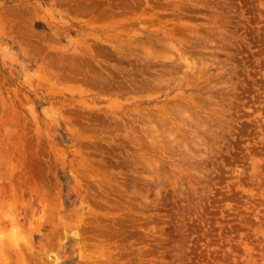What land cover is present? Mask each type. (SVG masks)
I'll use <instances>...</instances> for the list:
<instances>
[{
    "label": "rangeland",
    "instance_id": "obj_1",
    "mask_svg": "<svg viewBox=\"0 0 264 264\" xmlns=\"http://www.w3.org/2000/svg\"><path fill=\"white\" fill-rule=\"evenodd\" d=\"M74 1L0 0V264H264V0Z\"/></svg>",
    "mask_w": 264,
    "mask_h": 264
},
{
    "label": "bare ground",
    "instance_id": "obj_2",
    "mask_svg": "<svg viewBox=\"0 0 264 264\" xmlns=\"http://www.w3.org/2000/svg\"><path fill=\"white\" fill-rule=\"evenodd\" d=\"M75 1H76V0H75ZM75 1H74V2H75ZM105 1H106V0H105ZM115 1H116V0H115ZM117 1L119 2L120 0H117ZM121 1L123 2V0H121ZM125 1H126V0H124V2H125ZM135 1H136V0H135ZM142 1H143V0H142ZM148 1H149V0H148ZM76 2H77V1H76ZM78 2H79V1H78ZM89 2H90V1H89ZM99 2H100V1H99ZM106 2H107V1H106ZM106 2H105V4H104V2H102V3H103L104 5H106ZM139 2H141V1H139ZM100 3H101V2H100ZM114 3L116 4V2H114ZM127 3H129V0H127ZM137 3H138V2H137ZM137 3H136V5H137V7H138V4H137ZM95 4H96V3H95ZM107 4H108V3H107ZM115 4H113V5H115ZM121 4H122V5H125V4H123V3H121ZM129 4L131 5V6L129 5V7L132 8L131 11H132L133 9H135V7H136L135 5H133V7H132V4H133V3H132V4L129 3ZM139 4H140V3H139ZM141 4H142V3H141ZM141 4H140V5H141ZM144 4H145V3H144ZM82 5H83V4H82ZM111 5H112V3H111ZM116 5H117V4H116ZM119 5H120V4H119ZM119 5H118V6H119ZM140 5H139L138 8L141 7V8L143 9V7H142L143 5H142V6H140ZM74 6H75V5H74ZM92 6H94V5L92 4ZM109 6H110V3H109ZM109 6H107V7L109 8ZM118 6H116V7L118 8ZM69 7H70V6H69ZM76 7H77V6H75L74 8H76ZM78 7H79V6H78ZM84 7L86 8L85 5L83 6V8H84ZM105 7H106V6H103V8H105ZM121 7H122V6H121ZM123 7H124V6H123ZM137 7H136V9H137ZM144 7H146V6H144ZM155 7H156V6H155ZM155 7H154V8H155ZM5 8H6V7H5ZM81 8H82V6H81ZM97 8H98V7H97ZM101 8H102V7H101ZM101 8H99V9H101ZM119 8H120V6H119ZM141 8H140V9H141ZM79 9H80V7H79ZM91 9H92V8H91ZM110 9H112V8H110ZM110 9H109V10H110ZM125 9H126V8H125ZM127 9H129V8L127 7ZM144 9H145V8H144ZM83 10H84V9H83ZM88 10H90V9H88ZM129 10H130V9H129ZM30 11H31V10H30ZM69 11H70V10H69ZM85 11H86V10H85ZM92 11H94V10L92 9ZM92 11H89V12H92ZM95 11H96V9H95ZM105 11L107 12L108 10H107V9L104 10L103 13H104ZM124 11H125V10H124ZM127 11H128V10H127ZM133 11H134V10H133ZM140 11H143V10H140ZM73 12H74V10H73ZM76 12H77V9H76ZM113 12H114V11H113ZM118 12H119V11H118ZM118 12H117V13H118ZM135 12H136V11H135ZM135 12H134V13H135ZM145 12H146V11H145ZM145 12H144V13H145ZM80 13H81V12H80ZM87 13H88V12H87ZM87 13H86V14H87ZM93 13H94V12H93ZM98 13H99V12H98ZM110 13H112V12H110ZM123 13H126V12H123ZM129 13H130V11H129ZM10 14H11V13H10ZM51 14H52V13H51ZM83 14H85V13L83 12ZM89 14H90V13H89ZM89 14H88V15H89ZM91 14H92V13H91ZM94 14H95V13H94ZM100 14H101V13H100ZM136 14H137V13H136ZM138 14H139V13H138ZM138 14H137V16H138ZM146 14H147V12H146ZM80 15H81V14H80ZM88 15H86V16H88ZM108 15H109V14H108ZM111 15H113V14H110V16H111ZM127 15H129V14H127ZM132 15L134 16L135 14H132ZM81 16H82V15H81ZM97 16H98V14H97ZM97 16H96V17H97ZM100 16H102V15H100ZM104 16H105V15H104ZM110 16H109V17H106L107 19L110 18L109 21L111 20V18H112V20H113V18H114V17H110ZM122 16H123V15H122ZM133 16H132V17H133ZM144 16H145V15H144ZM144 16H143V17H144ZM54 17H55V16H54ZM83 17H85V16H83ZM92 17H93V15H92ZM118 17H119V16L117 15V17H115V18H118ZM134 17H136V15H135ZM28 18H29V17H28ZM97 18H98V17H97ZM106 18H105V19H106ZM122 18H123V17H121V18H119V19H121L122 21H125L124 18H123V19H122ZM128 18H129V17L127 16L126 19H128ZM92 19H94V17H93ZM95 19H96V18H95ZM148 19H149V18H148ZM159 19H160V18H159ZM103 20H104V19H103ZM115 20H116V19H115ZM115 20H114V21H115ZM121 20H119V22H121ZM150 20H151V19H150ZM150 20H149V22L147 21V23H150ZM177 20H178V19H177ZM101 21H102V20H101ZM106 21H108V20H106ZM106 21H105V22H106ZM129 21H130V20H129ZM136 21H139V20H136ZM159 21H160V20H159ZM159 21H158V23L161 22V24H162L163 21H160V22H159ZM133 22H134V19H133ZM139 22H140V21H139ZM139 22H137V24H138ZM141 22H142V21H141ZM141 22H140V23H141ZM151 22H152V21H151ZM153 22H155V21H153ZM153 22H152V23H153ZM173 22H174V20H173ZM103 23H104V22H103ZM108 23H109V22H108ZM111 23H112V21H111ZM114 23H115V22H114ZM116 23L118 24V19H117V22H116ZM126 23H127V22H125V24H126ZM156 23H157V22H156ZM163 23H165V22H163ZM90 24H91V23H90ZM104 24H105V23H104ZM119 24H120V23H119ZM134 24H135V23H134ZM137 24H135L134 27H135ZM141 24H143V23H141ZM153 24H155V23H153ZM108 25H109V24H108ZM111 25H112V24H111ZM111 25H110V26H111ZM127 25H128V24H126V26H127ZM138 25H140V24H138ZM147 25H149V24H147ZM151 25H152V24H151ZM171 25H172V24H171ZM13 26H14V25H13ZM13 26H12V27H13ZM112 26H113V25H112ZM122 26H124V25H122ZM141 26H142V25H141ZM143 26H144V25H143ZM152 26H153V25H152ZM155 26H157V25L155 24ZM165 26H166V25H165ZM175 26H176V25H175ZM175 26H174L173 29H174V31H175V30L177 31V29H175ZM105 27H106V26H104V28H105ZM108 27H109V26H108ZM114 27H116V26L109 27V28H112V29H113ZM117 27L119 28V26H117ZM127 27H128V26H127ZM136 27H137V26H136ZM170 27H171V26H170ZM99 28H100V26H99ZM121 28H123V27H121ZM124 28H125V27H124ZM129 28H130V27H129ZM139 28H140V27H139ZM147 28H148V26H147ZM147 28H145V29H147ZM150 28H151V26H150ZM176 28H177V27H176ZM180 28H181V27H180ZM12 29H13V28H12ZM97 29H98V28H97ZM101 29H102V28H101ZM101 29H100V30H101ZM105 29H106V28H105ZM132 29H133V28H132ZM152 29H153V28H152ZM169 29H170V28H169ZM147 30H148V29H147ZM156 30H157V29H156ZM163 30H164V29H163ZM178 30H179V29H178ZM15 31H16V30H15ZM91 31H92V30H91ZM106 31H107V30H106ZM110 31H111V30H110ZM114 31H116V30H114ZM133 31H134V30H133ZM150 31H152V30H150ZM168 31H169V30H168ZM182 31H183V30H182ZM23 32H24V31H23ZM28 32H29V30H28ZM97 32H98V30H97ZM100 32H101V31H100ZM108 32H109V31H108ZM120 32H121V31H120ZM124 32H125V31H124ZM126 32H129V31H126ZM166 32H167V31H166ZM177 32H178V31H177ZM183 32H184V31H183ZM83 33H84V32H83ZM106 33H107V32H106ZM106 33L104 32L103 35H105ZM132 33H133V32H132ZM132 33H131L130 35H132ZM142 33H143V32H142ZM159 33H160V32H159ZM172 33H173V32H172ZM175 33H176V32H175ZM97 34H98V33H97ZM116 34H117V32H116ZM126 34H127V33H126ZM147 34H148V33H147ZM151 34H152V33H151ZM182 34H183V33H182ZM182 34H181V35H182ZM13 35H15V34H13ZM98 35H99V34H98ZM106 35H107V34H106ZM155 35H157V33L154 34L153 36H155ZM79 36H80V35H79ZM117 36H119V34H117ZM117 36H115V37H117ZM121 36H122V34H121ZM136 36H137V35H136ZM149 36H150V33H149ZM158 36H159V35H158ZM95 37H96V36H95ZM104 37H105V36H104ZM110 37H114V36L112 35V36H110ZM122 37H123V36H122ZM129 37H131V36H129ZM133 37H134V35H133ZM144 37H146V36H144ZM180 37H181V36H180ZM107 38H108V36H107ZM120 38H121V37H120ZM120 38H117V39H120ZM124 38H125V35H124ZM127 38H128V37H127ZM138 38H139V37H137V39H138ZM159 38H160V37H159ZM166 38H167V37H166ZM93 39H94V38H93ZM102 39H103V38H102ZM114 39H115V38H114ZM117 39H116V40H117ZM148 39H149V38H148ZM157 39H158V38H157ZM160 39H161V38H160ZM175 39H176V38H175ZM180 39H181V38H180ZM105 40H106V39H105ZM112 40H113V39H112ZM116 40H115V42H116ZM130 40H131V39H130ZM132 40H133V39H132ZM140 40H142V38H141ZM161 40H162V39H161ZM170 40H171V39H170ZM103 41H104V40H103ZM109 41H110V40H109ZM119 41H120V40H119ZM123 41H124V40H123ZM162 41H163V40H162ZM168 41H169V40H168ZM99 42H100V41H99ZM124 42L127 43L128 41H127V42L124 41ZM124 42H123V43H124ZM138 42H139V40H138ZM141 42H142V44H144L143 41H141ZM141 42H140V44H141ZM164 42H165V41H164ZM92 43H93V41H92ZM94 43H95V42H94ZM129 43H130V42H129ZM145 43H146V42H145ZM184 43H185V42H184ZM85 44H86V41H85ZM85 44H84V45H85ZM87 44L89 45V43H87ZM105 44H106V43H105ZM109 44H110V43H109ZM115 44L118 45L119 43H115ZM121 44H122V43L120 42V47H122V46L124 47L125 44H124V45H121ZM133 44H134V41H133ZM136 44H137V43H136ZM136 44H135V46L138 45V44H137V45H136ZM140 44H139V45H140ZM150 44H151V43H150ZM165 44H166V47H167V44H170V42H169V43H165ZM22 45H23V44H22ZM95 45H96V44H95ZM98 45H99V44H98ZM101 45H102V44H101ZM101 45H99V46H101ZM148 45H149V44H148ZM115 46H116V45H115ZM118 46H119V45H118ZM129 46H130V45H129ZM141 46H143V45H141ZM158 46H159V45H158ZM162 46H163V45H162ZM162 46H161V48H160L161 51H162V48L164 47V46H163V47H162ZM175 46H176V45H175ZM84 47H85V46H84ZM120 47H119V48H120ZM131 47H132V46H131ZM131 47H129V48H131ZM146 47H148V46H146ZM146 47H145V48H146ZM168 47H169V48H171V47L173 48V46H172V42H171V47H170V45H168ZM102 48H104V47H102ZM102 48H101V49L98 48V50H102ZM107 48H108V46H107ZM107 48H106V49H107ZM119 48H118V50H120ZM124 48H125V47H124ZM124 48H122V49L124 50ZM126 48H127V47H126ZM135 48H137V47H135ZM141 48L144 49V47H141ZM152 48H153V47H152ZM82 49H83V48H82ZM106 49H105V50H106ZM114 49H115V48H114ZM127 49H128V48H127ZM139 49H140V48H139ZM139 49H138V50H139ZM146 49H148V48H146ZM146 49L142 50L143 53H144V51H145V53H146V51H147ZM154 49H155V48H154ZM166 49H167V48H166ZM87 50H88V49H87ZM95 50H97V47H96V49H94L93 51H95ZM98 50H97V51H98ZM105 50H104V51H105ZM116 50H117V49H116ZM118 50H117V51H118ZM138 50H137V51H138ZM164 50H165V49H164ZM172 50H173V49H172ZM172 50H171V51H172ZM85 51H86V50H85ZM90 51H91V49H90ZM97 51H96V52H97ZM107 51H108V52H109V51L111 52V49H109V50H107ZM134 51H135V50H134ZM134 51H133V52H134ZM148 51H149V49H148ZM148 51H147V52H148ZM150 51H151V50H150ZM183 51H184V50H183ZM100 52H101L100 54H102V51H100ZM110 52H109V53H110ZM138 52H139V51H138ZM165 52H166V51H165ZM167 52H169L168 49H167ZM167 52H166V53H167ZM173 52H174V51H173ZM173 52H172V53H173ZM175 52H176V51H175ZM177 52H178V51H177ZM90 53H91V52H90ZM94 53H95V52H94ZM109 53H107V54H109ZM136 53H137V52H136ZM145 53H144V55H145ZM148 53H149V52H148ZM148 53H146V54H148ZM150 53H151V52H150ZM150 53H149V55H150ZM152 53H153V51H152ZM163 53H164V52H163ZM169 53H170V52H169ZM68 54H69V53H68ZM74 54H75V53H74ZM92 54H93V53H92ZM92 54H91V55H92ZM97 54H98V53H97ZM105 54H106V53H105ZM105 54H104V55H105ZM107 54H106V55H107ZM115 54H116V53H114L113 55L115 56ZM124 54H125V53H124ZM126 54H128V53L126 52ZM129 54H130V53H129ZM153 54H154V55H153ZM153 54H152V55L155 57V52H154ZM167 54H168V53H167ZM75 55H76V54H75ZM139 55H140V54H139ZM149 55H148V56H149ZM156 55H157V53H156ZM165 55H166V54H165ZM86 56H87V54H86ZM93 56H94V55H93ZM97 56H98V55H97ZM100 56H101V55H100ZM111 56H112V55H111ZM135 56H136V55H135ZM159 56H160V55H159ZM159 56L157 55V58H158ZM162 56H163V55H162ZM167 56H168V55H167ZM167 56H165V57H167ZM87 57H88V56H87ZM91 57H92V56H91ZM108 57H109V56H108ZM112 57H113V56H112ZM112 57H111V58H112ZM117 57H120V56H117ZM129 57L131 58V55H130ZM129 57H128V58H129ZM137 57H138V56H137ZM160 57H161V56H160ZM160 57H159V58H160ZM165 57H164V58L162 57V58L165 60V59H166ZM185 57H186V55L184 56V58H185ZM141 58H142V57H141ZM144 58H145V57H144ZM148 58H150V57H148ZM157 58H156V59H157ZM162 58H161V59H162ZM69 59H70V57H69ZM97 59H98V58H97ZM97 59H96V60H97ZM118 59H119V58H118ZM126 59H127V58H126ZM131 59H132V58H131ZM145 59H146V58H145ZM161 59H160V60H161ZM167 59H168V58H167ZM114 60H115V59H114ZM128 60H129V59H128ZM132 60H133V59H132ZM70 61H71V60H70ZM117 61H118V60H117ZM165 61H166V60H165ZM66 62H67V61H66ZM77 62H79V61H77ZM77 62H76V64H75L74 66L77 67L79 70L82 69V66H83V65L85 66V62H84V64H82V66H80V68H79L78 65H77ZM86 62H87V61H86ZM88 62L91 63L90 61H88ZM130 62H131V61H130ZM145 62H146V61H145ZM188 62H189V61H188ZM70 63H71V62H70ZM121 63H122V62H121ZM132 63H133V62H132ZM134 63H135V62H134ZM146 63H147V62H146ZM62 64H63V63H62ZM72 64H73V63H72ZM93 64H94V63H93ZM63 65H64V64H63ZM76 65H77V66H76ZM79 65H80V62H79ZM90 65H91V64H90ZM90 65H89V66H90ZM112 65H113V64H112ZM148 65H149V64H148ZM64 66H65V65H64ZM84 66H83V67H84ZM93 66H94V65H93ZM102 66H103V65H102ZM104 66H105V65H104ZM113 66H114V65H113ZM60 67H61V66H60ZM90 67H91V66H90ZM62 68H63V67H62ZM64 68H65V67H64ZM66 68L68 69L67 66H66ZM69 68L71 69L70 66H69ZM72 68H73V65H72ZM77 68H76V69H77ZM92 68H93V67H92ZM96 68H97V67H96ZM89 69H91V68H89ZM93 69H94V68H93ZM93 69H92V71H93ZM97 69H98V68H97ZM105 69H106V68H105ZM72 70H74V69H71L70 71H72ZM87 70H88V69H87ZM107 70H108V69H107ZM115 70H116V69H115ZM121 70H122V69H121ZM81 71H82V70H81ZM81 71H79V74L82 73ZM83 71H84V70H83ZM96 71H97V70H96ZM98 71H99V70H98ZM103 71H104V70H103ZM110 71H111V69H110ZM72 72H74V71H72ZM85 72H86V70H85ZM85 72H84V74H85ZM106 72H107V71H106ZM86 73H87V72H86ZM89 73L92 74V73H95V71H93V72H90V71H89ZM102 73H103V72H102ZM112 73H113V72H112ZM115 73H116V72H115ZM126 73H127V72H126ZM131 73H132V72H131ZM133 73H134V72H133ZM82 74H83V73H82ZM84 74H83V75H84ZM95 74H97V73H95ZM107 74H108V73H107ZM158 74L160 75V72H159ZM77 75H78V74H77ZM80 75H81V74H80ZM98 75H99V74H98ZM98 75H97V76H98ZM81 76H82V75H81ZM87 76L89 77L88 74H87ZM87 76L85 75L86 78H87ZM102 76H103V75H102ZM156 76H157V75H156ZM161 76H164V77H165L166 75H165V74H164V75L161 74ZM161 76H158L157 78H160ZM171 76H172V75H171ZM98 77H99V76H98ZM103 77H104V76H103ZM126 77H127V76H126ZM146 77H147V76H146ZM166 77H167V76H166ZM82 78H83V81H84V77H82ZM89 78H91V77H89ZM92 78H93V77H92ZM92 78H91V80L93 81ZM128 78H129V77H128ZM65 79H66V78H65ZM94 79H96L95 76H94ZM107 79H108V77H107ZM119 79H121V78H119ZM124 79H125V78H124ZM138 79H139V78H138ZM143 79H144V78H143ZM146 79H147V78H146ZM160 79H161V78H160ZM172 79H173V78H172ZM96 80H98V84H99V78H97ZM115 80H116V79H115ZM115 80H113V82H114ZM122 80H123V79H122ZM148 80H149V79H148ZM167 80H168V79H167ZM189 80H190V79H189ZM83 81H82V82H83ZM86 81H88V80H85V82H86ZM100 81H102V79H101ZM103 81H104V80H103ZM131 81H132V80H131ZM144 81H145V80H144ZM153 81H154V80H153ZM90 82H91V81H90V79H89V82H88V83H90ZM95 82H96V84H94V85L97 86L96 88H97V89L101 88V87H98V85H97V81H95ZM108 82H109V81H108ZM116 82H117V81H115V83H116ZM121 82H122V81H121ZM142 82H143V81H142ZM145 82H146V81H145ZM155 82H156V81H155ZM155 82H154V83H155ZM159 82H160V81H158V83H159ZM161 82H163V81H161ZM164 82L167 83V81H164ZM175 82H176V81H175ZM79 83H80V82H79ZM83 83H84V82H83ZM100 83H101V82H100ZM134 83H135V82H134ZM143 83H144V82H143ZM149 83L152 84L151 81H150ZM166 83H165V84H166ZM86 84H87V83H86ZM91 84H92V83H91ZM103 84H104V83H103ZM116 84H117V83H116ZM144 84H145V83H144ZM151 84H150V85H151ZM163 84H164V83H163ZM188 84H189V83H188ZM89 85H90V84H88L87 86H89ZM94 85L92 84L91 86H94ZM105 85H106V84H104V86H105ZM138 85H139V84H138ZM146 85H147V84H146ZM154 85H156V84H154ZM158 85H159V84H158ZM82 86H83V85H82ZM101 86H103V85H101ZM109 86H111V85H109ZM114 86H115V85H114ZM134 86H135V85H134ZM169 86H170V85H169ZM171 86H172V85H171ZM106 87H108V86L106 85ZM152 87H153V85H152ZM152 87H151V88H152ZM156 87H157V85H156ZM113 88H115V87H113ZM125 88H126V87H125ZM82 89H84V88H82ZM105 89H106V88H105ZM122 89H124V88H122ZM138 89H139V88H138ZM140 89H141V88H140ZM145 89H146V88H145ZM86 90H87V89H86ZM134 90H135V89H134ZM79 91L81 92V90H79ZM129 91H130V90H129ZM82 92H85V91H82ZM86 92H87V91H86ZM108 92H109V91H108ZM111 92H112V91H111ZM147 92H148V91H147ZM154 92H155V91H154ZM128 93H129V92H128ZM148 93H149V92H148ZM82 94H83V93H82ZM110 94H111V93H110ZM129 94H130V93H129ZM151 94H152V93H151ZM168 94H169V93H168ZM181 94H182V93H181ZM120 95H122V94H120ZM172 95H173V94H172ZM86 96H87V95H86ZM111 96H112V95H111ZM124 96H125V95H124ZM135 96H136V95H135ZM190 96H191V94H190ZM105 97H106V96H105ZM108 97H110V96H108ZM120 97H121V96H120ZM160 97H161V96H160ZM173 97H174V96H173ZM188 97H189V96H188ZM81 98H82V97H81ZM92 98H93V97H92ZM116 98H117V97H116ZM147 98H148V97H147ZM171 98H172V96H171ZM174 98H175V97H174ZM191 98H192V97H191ZM112 99H113V97H112ZM128 99H129V98H128ZM164 99H165V98H164ZM91 100H92V99H91ZM97 100H98V99H97ZM114 100L117 101L116 99H114ZM114 100H113V101H114ZM118 100H119V99H118ZM154 100H155V98H154ZM166 100H167V99H166ZM169 100H170V99H169ZM71 101H72V100H71ZM109 101H110V100H109ZM171 101H172V100H171ZM158 102H159V101H158ZM161 102H162V101H161ZM178 102H179V101H178ZM75 103H76V102H75ZM152 103H153V102H152ZM82 104H83V103H82ZM138 104H139V103H138ZM163 104H164V103H163ZM63 105H64V104H63ZM83 105H84V104H83ZM157 105H158V104H157ZM6 106H7V105H6ZM78 106H79V105H78ZM135 106H136V105H135ZM9 107H10V106H9ZM71 107H72V106H71ZM82 107H83V106H82ZM166 108L168 109V107H166ZM157 109H158V108H157ZM164 109H165V107H164ZM181 109H182V108H181ZM88 110H89V109H88ZM103 110H104V109H103ZM13 111H14V110H13ZM161 111H162V110H161ZM163 111H165V110H163ZM168 111H169V109H168ZM89 112H90V111H89ZM9 113H10V112H9ZM14 113L16 114L15 111H14ZM133 113H134V112H133ZM144 113H145V112H144ZM160 113H162V112H160ZM168 113H169V112H168ZM46 114H47V113H46ZM104 114H105V113H104ZM110 114H111V113H110ZM117 114H118V113H117ZM11 115H12V114H11ZM70 115H71V114H70ZM118 115H119V114H118ZM160 115H161V114H160ZM163 115H164V114H163ZM163 115H162V116H163ZM167 115H168V114H167ZM73 116H74V115H73ZM76 116H77V115H76ZM76 116H75V117H76ZM146 116H147V115H146ZM146 116H145V117H146ZM20 117H21V115H20ZM100 117H101V116H100ZM9 118H10V117H9ZM68 118H69V117H68ZM82 118H83V117H82ZM86 118H87V117H86ZM146 118H148V117H146ZM158 118H159V117H158ZM158 118H157V120H158ZM160 118H161V117H160ZM163 118H164V117H163ZM20 119H21V118H20ZM53 119H54V118H53ZM83 119H84V118H83ZM135 119H136V118H135ZM148 119H151V118H148ZM153 119L155 120V118H153ZM171 119H172V118H171ZM7 120H8V119H6V121H7ZM22 120H23V119H22ZM79 120H80V119H79ZM6 121H5V122H6ZM56 121H57V120H56ZM93 121H94V120H93ZM105 121H106V120H105ZM125 121H126V120H125ZM132 121H133V120H132ZM149 121H150V120H149ZM144 122H145V120H144ZM144 122H143V123H144ZM153 122H154V121H153ZM153 122H152L151 125L154 124V126H155V123H153ZM157 122H159V121H157ZM22 123H23V122H22ZM22 123H21V124H22ZM83 123H84V122H83ZM94 123H95V122H94ZM109 123H111V121H110ZM159 123H160V124H159ZM159 123H158L159 126H158V124L156 123V124H157V125H156L157 128H156V126H155V129H158V128L161 129L162 126H163V128H164V125H162V122L160 121ZM90 124H91V123H90ZM163 124H164V122H163ZM135 125H136V124H135ZM144 125L146 126L145 123H144ZM144 125H143V126H144ZM148 125H149V124H148ZM148 125H147V126H148ZM27 126H28V125H27ZM154 126H152V127L150 128V130H154V129H152ZM160 126H161V127H160ZM19 127H20V126H19ZM21 127H23V126H21ZM28 127H29V126H28ZM79 127H80V126H79ZM93 127H94V124H93ZM148 127H149V126H148ZM30 128H31V127H30ZM62 128H63V127H62ZM85 128H86V127H85ZM87 128H88V127H87ZM96 128H97V127H96ZM146 128H147V127H146ZM146 128H145V129H146ZM41 129H42V128H41ZM118 129H119V128H118ZM121 129H122V128H121ZM168 129H170V128H168ZM29 130H30V129H29ZM29 130H27V131H29ZM69 130H70V129H69ZM82 130H83V129H82ZM101 130L103 131V129H101ZM131 130H132V129H131ZM164 130H165V129H164ZM120 131H121V130H120ZM135 131H136V130H134V132H135ZM162 131H163V129H162ZM22 132H23V131H22ZM87 132H88V131H87ZM105 132H106V131H105ZM154 132H156V131H154ZM157 132H158V134H159V131H158V130H157ZM157 132H156V133H157ZM166 132H167V129H166ZM166 132H165V133H166ZM179 132H180V131H179ZM14 133H15V132H14ZM60 133H61V132H60ZM64 133H65V132H64ZM91 133H92V132H91ZM106 133H107V132H106ZM106 133H105V134H106ZM149 133H150V132H149ZM160 133H161V132H160ZM165 133H164V131H163V134H165ZM8 134H9V133H8ZM15 134H16V133H15ZM29 134H30V133H29ZM133 134H134V133H133ZM82 135H83V134H82ZM84 135H85V134H84ZM114 135H115V134H114ZM156 135H157V134H156ZM8 136H9V135H8ZM16 136H17V135H16ZM16 136H15V137H16ZM24 136H25V135H24ZM27 136H28V135H27ZM27 136H25V137H27ZM158 136H159V135H158ZM162 136H163V135H162ZM29 137H30V136H29ZM48 137H49V136H48ZM101 137H102V136H101ZM159 137H161V136H159ZM3 138H4V137H3ZM10 138H11V136H10ZM17 138H18V137H17ZM17 138H15V140H16ZM36 138H37V136H36ZM102 138H103V137H102ZM135 138H136V137H135ZM162 138H163V137H162ZM11 139H12V138H11ZM20 139H21V138H20ZM27 139H28V137H27ZM47 139H48V138H47ZM109 139H110V138H109ZM115 139H116V138H115ZM154 139H155V138H154ZM156 139H158V138L156 137ZM160 139H161V138H160ZM13 140H14V139H13ZM17 140H19V139H17ZM21 140H22V139H21ZM32 140H33V139H32ZM38 140H40V139H37V144L39 143ZM41 140H42V139H41ZM76 140H77V139H76ZM5 141H6V140H5ZM22 141H23V140H22ZM81 141H82V140H81ZM101 141H102V140H101ZM151 141H152V140H151ZM50 142H51V141H50ZM85 142H86V141H85ZM91 142H92V141H91ZM132 142H133V140H132ZM42 143H44V142H42ZM81 143H82V142H81ZM92 143L95 144L94 142H92ZM58 144H59V142H58ZM19 145H20V143H19ZM80 145H81V144H80ZM14 146H15V145H14ZM39 146H40V143H39ZM44 146H45V145H44ZM44 146H43V147H44ZM84 146H85V145H84ZM95 146H96V145H95ZM102 146H103V145H102ZM110 146H111V145H110ZM3 147H4V146H3ZM15 147H16V146H15ZM41 147H42V146H41ZM74 147H75V146H74ZM96 147H97V146H96ZM107 147H108V146H107ZM32 148H33V147H32ZM81 148H82V147H81ZM98 148H99V147H98ZM104 148H105V147H104ZM21 149H22V147H21ZM26 149H27V148H26ZM43 149H44V148H43ZM78 149H79V148H78ZM102 149H103V148H102ZM8 150H9V149H8ZM45 150H46V149H45ZM45 150H44V151H45ZM53 150H54V148H53ZM56 150H57V149H56ZM137 150H138V149H137ZM3 151H4V150H3ZM41 151H42V150H41ZM41 151L39 150V151L37 152V154L35 155L34 159H33V161H35V163L38 164V165H41V164H42V163H40V161H41L40 158L42 157V156H41V155H42ZM44 151H43V152H44ZM71 151H72V148H71ZM5 152H6V151H5ZM16 152H17V151H16ZM22 152H23V151H22ZM22 152H21V153H22ZM24 152H26V151H24ZM27 152H28V151H27ZM27 152H26V153H27ZM84 152H85V151H84ZM88 152H90V151L88 150ZM98 152H99V151H98ZM29 153H30V152H29ZM45 153H46V152H45ZM72 153H73V152H72ZM115 153H116V152H115ZM117 153H118V152H117ZM5 154H6V153H5ZM19 154H20V153H19ZM55 154H56V153H55ZM89 154H90V153H89ZM20 155H21V154H20ZM30 155H31V154H30ZM51 155H52V154H51ZM59 155H60V154H59ZM77 155H78V154H77ZM79 155H81V154H79ZM82 155H83V154H82ZM141 155H142V154H141ZM14 156H15V155H14ZM25 156H26V154H25ZM72 156H73V155H72ZM88 156H89V155H88ZM26 157H28V156H26ZM26 157H25V161H26ZM45 157H46V156H45ZM53 157H54V156H53ZM70 157H71V156H70ZM7 158H8V157H7ZM18 158H19V157H18ZM68 158H69V157H68ZM28 159H29V157H28ZM41 159H42V158H41ZM75 159H76V158H75ZM81 159H82V157H81ZM19 160H20V159H19ZM21 160H22V159H21ZM50 160H51V159H50ZM77 160H78V159H77ZM143 160H144V159H143ZM27 161H28V160H27ZM27 161H26V163H27ZM46 161H47V160H46ZM78 161H79V160H78ZM118 161H119V160H118ZM144 161L147 162V160H144ZM11 162H12V161H11ZM43 162H44V161H43ZM47 162H48V161H47ZM73 162H74V161H73ZM146 162H145V163H146ZM3 163H4V162H3ZM14 163H16V162H14ZM20 163H21V162H20ZM20 163H18V164H20ZM24 163H25V162H24ZM39 163H40V164H39ZM65 163H66V162H65ZM78 163H79V162H78ZM29 164H31V163H29ZM67 164H68V163H67ZM5 165H6V164H5ZM7 165H8V164H7ZM14 165H15V164H14ZM27 165H28V164H27ZM38 165H35V166H38ZM42 165H43V164H42ZM74 165H77V164H74ZM74 165H73V166H74ZM78 165H79V164H78ZM2 166H3V165H2ZM31 166H32V165H31ZM31 166H30V168H31ZM50 166H52V165H50ZM79 166H80V165H79ZM81 166H82V165H81ZM10 167H11V166H10ZM14 167H15V166H14ZM75 167H76V166H75ZM22 168H23V167H22ZM24 168H25V171H24L23 173L29 175L28 177H26V178H27V181H29L28 178H29L30 176H31V177H35V178H37V177H36V176H37V174H36V170H40V169H41V167H39L40 169H37L36 167H35V168H36V169H35V168L33 167V169L31 170V169L29 168V166H25ZM43 168H44V165H43ZM50 168H51V167H50ZM58 168H59V167H58ZM88 168H89V167H88ZM3 169H4V167H3ZM15 169H16V168H15ZM44 169H46V167H45ZM44 169H42V170H44ZM91 169H92V168H91ZM5 170H6V169H5ZM7 170H8V169H7ZM50 170H51V169H50ZM77 170H78V169H77ZM80 170H81V169H80ZM93 170H94V169H93ZM20 171H21V170H20ZM78 171H79V170H78ZM88 171H89V170H88ZM40 172H41V170H40ZM42 172H43V171H42ZM51 172H52V171H51ZM51 172H50V173H51ZM12 173H13V172H12ZM18 173H19V172H18ZM23 173H22V174H23ZM45 173H46V172H45ZM40 174H41V173H40ZM40 174L38 173L39 176H40ZM43 174H44V172H43ZM17 175H18V174H17ZM17 175H16V176H17ZM23 175H24V174H23ZM44 175H45V174H44ZM21 176H22V175H21ZM22 177H23V176H22ZM42 177H43V176H42ZM78 177H79V176H78ZM40 178H41V177H40ZM40 178H38L39 181H40ZM44 178H45V176H44ZM50 178H51V177H50ZM56 178H57V177H56ZM42 179H43V178H42ZM75 179H76V178H75ZM14 180H15V179H14ZM31 180H32V179H31ZM45 180H46V179H45ZM76 180H77V179H76ZM80 180H81V179H80ZM23 181H24V180H23ZM27 181H26V182H27ZM37 181H38V180H37ZM39 181H38V182H39ZM26 182H25V183H26ZM33 182H34V179H33ZM33 182H32V183H33ZM3 183H4V182H3ZM13 183H14V181H13ZM25 183H24V185H25ZM32 183H31V184H32ZM81 183H82V182H81ZM31 184H30V185H31ZM37 184H38V183H37ZM41 184H42V183H41ZM45 184H46V183H44V185H45ZM51 184H52V183H51ZM28 185H29V184H28ZM38 185H39V184H38ZM52 185H53V184H52ZM12 186H13V185H12ZM34 186H35V185H34ZM76 186H78V185H76ZM17 187H18V186H17ZM35 187H36V186H35ZM43 187H44V186H43ZM57 187H58V186H57ZM57 187H56V188H57ZM12 188H13V187H12ZM58 188H59V187H58ZM81 188H82V187H81ZM21 189H22V188H21ZM28 189H29V188H28ZM34 189H35V188H34ZM30 190H31V189H30ZM32 190H33V188H32ZM35 190H36V189H35ZM35 190H34V193H35ZM39 190H42V188L40 189V187H39ZM47 190H48V189H47ZM87 190H88V189H87ZM23 191H24V190H23ZM91 191H92V190H91ZM93 191H94V190H93ZM37 193H38V191H37ZM43 193H45V192H43ZM86 193H87V192H86ZM86 193H85V195H86ZM94 193H95V192H94ZM19 194H20V193H19ZM35 194H36V193H35ZM87 194H88V193H87ZM44 196H45V195H44ZM37 198H38V197H37ZM45 198H47V197H45ZM45 198L42 197V201H45V200H44ZM57 198H58V197H57ZM93 198H94V195H93ZM14 199H15V197H14ZM95 199H96V198H95ZM16 200H17V199H16ZM55 201H56V200H55ZM99 201H100V200H99ZM99 201H98V202H99ZM47 203H48V201H47ZM17 204H18V203H17ZM44 204H45V203H44ZM51 205H53V204H51ZM114 205H115V204H114ZM42 206H44V205H42ZM100 206H101V204H100ZM18 207H19V206H18ZM95 207H96V206H95ZM99 208H100V207H99ZM31 209H32V208H31ZM51 209H52V208H51ZM51 209H50V210H51ZM46 210H47V209H46ZM54 211H55V210H54ZM94 214H95V213H94ZM51 217H52V216H51ZM56 217H57V216H56ZM68 217H70V215H69ZM32 218H33V217H32ZM55 219H56V218H55ZM72 221H73V220H72ZM56 222H57V221H56ZM77 222H78V220H77ZM24 223H25V222H24ZM61 223H62V222H61ZM69 225H70V224H69ZM69 225H68V227H69ZM73 225H74V224H73ZM76 225H77V224H76ZM94 225H95V224H94ZM97 225H98V224H97ZM57 226H58V225H57ZM70 226H71V225H70ZM81 226H82V224H81ZM88 226H89V225H88ZM88 226H87L86 228H89V227H90V226H89V227H88ZM95 226H96V225H95ZM63 228H64V226H63ZM65 228H66V227H65ZM84 228H85V226H84ZM84 228H83L82 230H83V231H86V229L84 230ZM91 228H92V227H91ZM91 228H89V231H88V232L91 231V230H90ZM114 228H115V227H114ZM53 229H54V228H53ZM116 229H117V228H116ZM113 230H114V229H113ZM117 230H118V229H117ZM117 230H116V231H117ZM92 231L94 232V230H92ZM92 231L90 232V234L93 233ZM86 232H87V231H86ZM59 233H60V231H59ZM118 233H119V232H118ZM60 234H61V233H60ZM90 234H89V235H90ZM119 234H120V233H119ZM61 235H62V234H61ZM61 235H60V236H61ZM82 235H84V234H82ZM79 239H80V237H79ZM84 241H85V240H84ZM82 245H83V244H82ZM91 245H92V244H91ZM52 248H53V247H52ZM85 248H86V247H85ZM103 249H104V248H103ZM103 249H102V250H103ZM85 250H86V249H85ZM99 252H101V251H99ZM29 254H30V253H29ZM44 254H45V253H44ZM44 254H43V255H44ZM90 254H91V253H90ZM90 254H89V255H90ZM98 254H99V253H98ZM45 255H46V254H45ZM100 255H101V253H100ZM102 255H103V253H102ZM116 255H117V254H116ZM34 256H35V255H34ZM39 256H40V255H39ZM39 256H38V257H39ZM25 257H26V256H25ZM35 257H36V256H35ZM87 257H88V256H87ZM42 258H43V257H42ZM42 258H41V259H42ZM39 259H40V257H39ZM105 259H106V258H105ZM35 260H36V259H35ZM30 261H31V259H30ZM44 261H45V260H44ZM38 262H39V261H38ZM45 262H46V261H45Z\"/></svg>",
    "mask_w": 264,
    "mask_h": 264
}]
</instances>
